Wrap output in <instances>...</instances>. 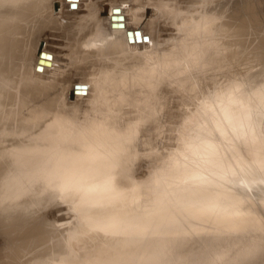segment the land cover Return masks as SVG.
<instances>
[{
  "label": "bare ground",
  "instance_id": "6f19581e",
  "mask_svg": "<svg viewBox=\"0 0 264 264\" xmlns=\"http://www.w3.org/2000/svg\"><path fill=\"white\" fill-rule=\"evenodd\" d=\"M48 1L7 0L0 7V264H11L12 261H15L12 264L21 263V261L16 263L17 259L14 258V255L20 251L23 253L28 251L26 254L31 251L30 259L34 257L31 260L33 264H152V258L155 255L152 238L155 234V218L164 213L170 217L172 213L171 210H159L155 213L153 208L154 185L147 192H140L137 186H132L136 179L132 177L131 170L125 171L139 153L140 145L137 135L142 131V126L146 127L139 121V101L141 99L139 94L141 95V91L150 86V82H154L156 79H166L167 75H174L186 85L187 117H191L188 119L196 124L209 125V129H213L209 131L212 136L216 138L221 133L220 127H230L231 135L235 137L256 131L261 133L264 129L261 126L264 125V116L260 117L263 124H260V119L258 123H253L251 118L256 115L255 109L258 107L264 113V98L259 92L260 87L264 85V66L263 64L262 68H260L261 65L257 66V62L260 60L258 58L259 60L254 62V64L257 63L258 70H256L257 67L253 69L254 71H251V67L250 70H246L248 68L243 66V61L246 62L248 58L243 60L241 55L244 53L241 51L239 55L242 59L239 61L243 60L242 66L244 67L241 72V65H239L241 61L237 62L239 67L233 62L240 53L236 54L238 47L234 48L236 51L234 54H226L227 48H230L227 44L230 42H225L221 38L232 35V38L234 35H239L241 38L242 34L239 32L247 26L241 25L242 30L236 29L229 25L234 24L235 21L232 23L220 22L218 19L221 17L217 19L220 16L218 12L221 11L217 7L222 8L228 4L227 11L222 9L224 17L230 11L229 6L230 8L233 6L231 11L235 7L239 8V11H235L236 9L234 11L242 15L241 13L244 12L241 10L250 12L255 6L258 7L259 4L256 5V3H259L260 0H149V5L153 4L159 7L160 11L157 13L156 19L167 15L181 30V34L173 40L172 45L168 43L170 46H166V40L164 43V39H162L154 52L155 54L150 56L147 55L148 53L142 54L144 58H150V60H140L141 57L134 55L135 53L132 51L129 50L132 54L127 52L130 49L128 47H132L129 46L132 45L130 38L136 37L137 29H140L143 35L149 34L150 42L154 41L153 34L147 32L145 27L139 26L142 19L139 18L138 10H135L134 15L131 14L130 18L126 16L127 11L125 12L123 7L128 9L129 0H121L118 4L115 3L119 0L111 3L110 10L108 5L104 4L108 14L105 16L101 15L96 4H93L96 1L89 0L86 1L90 2L89 5L87 3L89 8L84 9L88 10L87 13L79 11V7L76 9V11L79 9L78 12L84 14H81L84 17L80 13L73 12L77 16L79 14L78 17L81 18H79L80 20L76 16L70 18L72 14H67L69 11L66 10L69 18L65 17L64 20L61 19L62 21L53 18L55 11L53 14L49 13L52 14L51 16L47 14L49 12ZM51 1L50 4H52ZM81 1L65 0L66 4H69V7L66 5L69 9L72 3L78 4ZM217 1H220L219 5ZM137 3L146 4L147 2L136 0L135 4ZM61 5L63 8L64 4ZM50 8L52 9V7ZM114 8H117L119 12L115 14ZM259 9L263 11L262 8ZM260 13L258 11V14ZM112 14L121 16L122 19L115 18L113 20ZM245 14L247 13L245 12ZM250 14L252 13L250 12ZM255 14L251 16L255 17ZM232 15L231 18H233ZM248 15H246L247 18ZM239 18L242 19L241 16L234 13L233 20L237 19L236 23ZM247 18L244 20L249 21L250 17L249 20ZM227 20L230 18L228 17ZM113 21H115L114 25ZM119 21L124 25H120ZM254 21L252 20L251 23ZM259 22L257 25L260 24L259 26L263 27ZM254 24H252L253 27H256ZM238 25L234 24V27ZM48 26L51 30L57 31V33L52 32L51 35H55L52 38H58L61 45L69 49V51H65L67 49L63 51L67 54L69 52L70 55H68L71 59L77 61L76 63L83 60L86 61V65L91 64L90 70L85 68L89 72L91 71V77L88 71L86 75L88 74L87 77L90 78L89 83L94 85L97 90L96 93L91 91L92 94L87 95V100L93 101L103 92L102 104L93 106L89 103L90 108L84 111L85 104L83 103L84 110L80 109L84 111L83 113L78 110L79 105L71 106V108L65 106L66 99L63 100L62 97L66 95L67 87L72 82L68 79L72 76L66 77L68 78L66 82L69 81V85L59 86L60 89L63 87L61 89L63 91L60 93L50 84L58 81L56 77L59 79L58 76L64 75L65 66L68 67V57L65 63L67 65H62L63 57H60L62 60L59 63L60 58L56 57L59 56L58 53H54L56 51L49 46L42 49L44 52L42 56L39 54L41 51L39 49L34 69L30 70L29 66L27 69L25 63L34 52L31 40L40 36ZM248 27L252 26L248 25ZM254 30L249 31L251 33ZM40 32L41 34H39ZM263 33L262 31L261 34ZM42 35L39 37L40 39ZM248 39L250 40V37ZM257 39L260 40V37ZM244 41L246 40L244 39ZM237 43L239 44V42ZM237 43L231 41V44L237 45ZM231 44L229 45L232 46ZM257 44L254 47L255 51L252 50L253 53H256V49L260 48ZM252 45L254 46V44ZM253 46L252 49H254ZM243 47L242 45V49ZM245 47L244 49H247ZM239 49L238 51H240ZM230 51L232 52V49ZM247 51H245L246 55ZM252 59L247 63H253ZM219 60L223 63L222 68L225 71L229 64L231 66V63L232 65L235 63L233 66L235 68L231 69L233 70L231 75L234 78L229 81H232L236 92H243L236 100L229 98L225 104V110L220 113L217 112V104L222 101V98L217 96V93L219 95L226 93L229 85H224L227 81L225 76L224 83H222L221 77H219L220 80L217 79L219 76V74L217 75V62ZM70 61L71 67L72 60ZM80 64L78 65L82 67ZM254 64L250 65L253 67ZM149 65L154 66L156 70L153 71ZM36 67L37 69H35ZM236 67L240 70L239 73H234ZM222 68L219 70L222 71ZM227 68L229 69V67ZM68 69L73 68L68 67L67 71L69 72ZM29 70L32 73H29ZM221 71L218 72L221 73ZM77 72L73 73L77 75ZM223 73H221L222 79L225 75V72ZM161 74H163L162 78L159 77ZM82 76L85 77V75ZM30 79H33L32 83L38 84H31ZM217 82L220 84L218 90ZM48 83L49 86L46 85ZM63 83L62 81V85H64ZM145 94L148 92L145 91ZM128 101H133L137 105L136 115L131 114L132 120L126 119L129 108L126 110L125 107L123 108V105ZM237 106H239L238 109ZM232 110L236 111L229 114L228 112ZM219 114H223L224 122H220ZM146 115L153 118L156 113L149 110ZM261 137L263 147L259 157L264 158V133H261ZM150 142L152 144L154 141ZM149 143L148 145H150ZM153 144L152 146H154ZM226 152L220 149L200 152V156H197L199 158L197 164H205L201 165L205 167L228 161L232 154ZM179 164L182 167L187 166L184 161ZM203 194L198 198L205 197ZM78 195L81 198L79 204L76 200ZM190 201L192 198L185 201L187 208L183 209L191 211V215L195 219H205L210 222L212 227L207 229L209 234L217 232L222 236L228 228H237L233 225L234 218L238 212H247L245 206L248 204L244 201L245 203L238 204V210L223 212L220 209L227 207L224 206L225 203L218 204L219 206L199 208V204L191 205ZM61 202L68 205L72 218H69L70 221L68 219L69 222L66 220L65 224L59 222L61 224H54L50 227L51 211L49 212L47 209L49 206L51 208V205L52 207H54L53 205L59 206ZM231 202L233 205H237V200ZM81 206H87L92 210L87 217L81 214ZM215 210L217 213L211 216V212ZM244 217H249V219L243 218L246 222L242 227H248V222L255 223V216L246 213ZM52 219L54 220L53 216ZM255 229L264 231V224H253L249 228V230ZM184 237L186 238V235ZM203 237L204 235H188L187 241L200 243ZM237 239L232 237L223 240L232 243ZM160 248L172 249L178 254L184 253L189 258L202 255L204 259L215 254L214 247L200 254L192 252L186 244ZM44 249L45 251H43ZM235 251L229 252L237 253ZM21 257L23 258L22 255ZM25 259L28 260L29 257L27 259L24 256L23 260ZM25 261H23L24 264H26ZM28 263L30 262L28 261Z\"/></svg>",
  "mask_w": 264,
  "mask_h": 264
},
{
  "label": "rangeland",
  "instance_id": "374dc122",
  "mask_svg": "<svg viewBox=\"0 0 264 264\" xmlns=\"http://www.w3.org/2000/svg\"><path fill=\"white\" fill-rule=\"evenodd\" d=\"M50 1L51 0L47 2L49 6V10H48L49 12L48 13L46 12V13L53 14V11H55L53 18L55 19L58 18L59 20L61 19L64 20L65 17L66 19H68L69 16L67 14H72L70 15L71 16L70 18L75 17V16L78 19L81 18V17H78L79 14L78 16L75 14L80 13L81 15L84 12L87 13L88 10L85 11L84 9H88L89 7L87 6V3L88 5L90 3V2H86L89 0H82L78 4L72 3V5H70V9L72 7L74 8H72L71 9L72 11H71L68 8L69 4L68 3L66 4L65 0H62L63 3L61 0H52L51 1L52 4L49 3ZM93 1H96V3L94 2L93 4H96L97 10L100 12V14L105 16V15H108L107 9L105 6L108 5V9L110 10L112 6L111 3H115L117 0H114V1L113 0L112 1L111 0L110 1L93 0ZM120 1L121 0L117 1L115 4L120 3ZM145 1L147 2L146 4L137 3L138 4L137 5L135 4L136 0H129L128 9L123 7V9H125V12L127 11L126 16L129 18L132 15H134L135 10H138V13L140 14L139 18L142 19L140 20L139 26L145 27V30H148L147 32L149 33L151 32L154 36V41L150 42V38H149L150 35L149 34L143 35L140 32V29H137L136 37L132 36V38H130V41H132L131 42L132 45H129V46H132V47H128L130 49H128L127 52L129 53L130 51H132L133 53H135L134 55L141 57L139 58L140 60L142 59L150 60V58H144L143 57L144 55L142 54L148 53L147 54L148 56L155 54L154 52L156 48L158 47L159 42L162 39H164V43L166 40V43H165L167 44L166 46H170L168 45V43L172 45L173 40L175 38H178L179 35L181 34V30H179L178 25L174 23V20H172V18L170 20V17H167V15H165V16H161L159 19H156L158 15L157 13L160 11L158 9L159 7L153 4L149 5L150 4L149 0H145ZM61 4H64L63 8L61 7L62 6ZM217 4L219 5L220 1H217ZM66 5H68V7ZM256 5H258V7L255 6L254 8L251 7L253 8L252 10H250L251 8L249 9L252 14H250L249 11L241 10L244 13H241V11L240 13L244 16L239 15L237 12H235V11H239V8L235 7L236 10L234 9L235 10L234 11L232 9L231 11V8L233 6L231 8L229 6L230 11L228 10L229 12L228 14H226V17H224L225 15L222 13L223 12L222 9L224 11L225 10L227 11L228 4L225 6H222V8L217 7L218 9H221V11L219 12L217 10V12L219 13L218 15H220V16L217 15L218 16L217 19L221 17L218 19L220 22L228 21L232 23L235 21L234 24L236 25L239 24L238 26L234 27L233 23H232L233 25L232 24H229V25H231L230 27H233L236 29L240 27L242 28V26L243 27H246V26L248 27V25L252 26L250 28L249 27L242 28L243 30L240 28L243 32L241 31L239 32V34L241 33L242 34L241 38L245 37L244 39L247 42L244 41V39L242 40L239 35L237 36L234 35V38H232L233 35L229 37L227 36L228 38L223 35L224 38L223 37L221 38L225 42L226 41L230 42L229 44H231V41L233 43L239 42V44L237 43V45L231 44L233 47L227 44L230 48L229 49L227 48L226 54H231V53L234 54L236 52L235 51L236 47H238L236 49L237 50L236 54L238 52L240 53H238L237 55L239 58H236L237 57L236 56L235 57L236 60L235 59L233 60V62H235L236 64L233 63L232 65L231 63V66L229 64V66H227L229 67V69L226 67L227 71H225V69L222 68L223 63L220 60L217 62V75L219 74V76H217V79L218 80L221 79L222 83H224V80L227 79L224 85H229V89L226 93L221 94V95L217 93V96H221L222 98V101L217 104V112L219 113L225 110L224 107L226 106L225 104L227 103L229 98H234L236 100L237 98H240L241 94L243 93L242 91L236 92V90H234L232 81H229V79L231 80L234 78V76L231 75L233 74L232 73L233 70L231 69L235 68V67L233 68V66L235 65H237L238 67L239 65L242 66V63L244 62L243 66L248 68V69L246 68L245 69L246 70L252 69L251 71H254L253 69H256L257 66L259 67L261 65L260 68L264 66V57H263L264 56L263 54L264 37H262L264 33L261 34L262 31L264 32V28H263L264 27L263 25L264 24V0H260L259 3H256ZM50 7H52V9ZM78 7L80 9V10L78 9L79 11L81 12L83 11L82 13L78 12V10L76 11ZM223 7L226 9H224ZM255 8L258 10H256ZM259 8H262L263 11H261ZM254 9H255V12L257 11L256 12L257 15L255 14ZM66 10L69 11V13L67 12L66 14ZM109 10H108V13H109ZM119 11H120V8H119ZM119 11L117 10V8H114L113 10L115 14L116 12H119ZM258 11L261 13L258 14ZM73 12L74 13L77 12V13L73 14ZM245 12L247 14H245ZM234 13H236L238 16H241L242 19L243 17H245L244 19H246L247 18L246 15H248L249 13L248 16L250 17V20L248 19L249 17L247 18V20L249 21H246L244 19L242 20L239 18L238 23H236L237 19L233 20ZM52 14H49V15L51 16ZM113 14H112L113 20L115 18L122 19L121 16H117ZM254 14H255V17L251 16ZM231 15L233 18L230 17ZM228 17L230 18L231 21L227 20ZM252 20H255V21L251 23ZM259 21L261 22V25L263 27L259 26L260 24L257 25ZM114 22L115 21H113V25H114ZM249 22L250 24H248ZM242 23H246V24H242ZM252 24H254V26L256 27H253ZM123 25L124 24H122V26ZM230 27H229V31H230ZM48 28L47 29L45 28L42 31L43 35L41 34V32L39 33L42 35L41 39L39 38L41 36L40 35L37 37L34 36L35 38L31 40L32 47L34 46V52L28 58L27 62L25 63L27 64L26 67L27 69L30 68V70L34 69V63L36 62L39 49H41L42 51V49L46 48L47 46H49L51 49L56 51L54 53L56 54L58 53L59 56H56L57 59L60 57L61 58L63 57L62 58L63 60L60 58L58 61L59 63L61 62L60 60L64 61L62 62L63 63L62 65H67L65 63L68 57V61H69L68 67L73 68L71 69L73 71L68 69L71 71V72L70 71L68 72L67 71L68 67L65 66V70L67 71L65 72L67 73V75H65L66 73L64 72V75L62 74L60 76L61 77L63 76L66 78L68 77V75H70L72 77H69V79L68 78L65 79V78H61L60 76L56 74L59 77V79L56 76L55 77L58 80L57 82L60 84H58L57 82H54V83L52 82V85L50 84V86H52V88L55 90L57 89V91L60 93V91H63L61 89H63L65 84H68L69 81L74 82V83L71 82L72 85L71 83H69L70 85L68 84L69 86L67 87L66 95L63 96L65 98L62 97V99L63 100L66 99L67 102L66 101L64 102V103H67L65 105L66 107L70 106L71 108V106L73 107V106L79 105L78 110L83 113L84 111H86V109L90 108L89 100H87L88 99L87 95L92 94L91 91L93 93H96V90H97L96 88H94V85L89 83L90 78L87 77L88 74L90 76L91 71L89 72L90 70L89 67L91 64L86 65L87 64L86 61H83V60L81 62L79 61L78 63H76L77 61H75L74 59H71V57H69L70 55L69 52H68L69 55L65 52V51H69V49L66 48V46L63 47L60 41H58L59 40L58 38L56 37H55L56 39L52 38V36H55L54 34L51 35L52 32L57 33V31H53L50 28L48 30ZM252 28L255 30L251 31L252 33L251 35L249 30H253ZM257 33H259L261 36L259 34L256 35ZM243 35H246V36H243ZM249 37L251 41L248 39ZM257 37L258 38L260 37V40H258ZM47 39L49 42H51L50 45H48L49 42L47 41ZM240 39L242 40L241 42H240ZM261 39L263 40L261 41ZM222 40L220 41L223 42ZM41 42H43L42 46H41ZM250 42L254 44V46L252 44H249ZM246 43L248 44L245 45ZM256 43L259 44V45L257 44V46H259L260 48L256 46V48H259V49L258 50L256 49V53L255 52L253 53L252 50L255 51L254 47ZM242 45L244 47L246 46L245 48H247V46L250 45L248 48H251L253 46L254 49L251 48L249 50L248 48L244 49V47L242 49ZM231 49H232V52L230 51ZM238 49L240 51H238ZM241 51L244 53V55H241L243 60L245 58H248V59H246V62L243 60L242 62L240 60L241 63H239L240 62L239 59H242L241 56L239 55L241 54ZM245 51H247L249 56H247L248 54L247 55L245 54L246 53ZM62 52L63 53L65 52L64 53L65 56L63 55ZM132 52L130 53L132 54ZM42 54H44L43 51H42ZM227 56L229 57V55ZM230 57H233V56H230ZM255 57L257 59H252ZM251 59L253 63H247V61L251 62ZM70 60H72L71 67L69 65V63L71 64ZM255 60L257 61L259 60L258 62L256 61L258 64L257 63L254 64ZM237 62L239 63V65ZM260 62H263V63H260ZM74 63H76L75 64L76 66L81 63L80 65L82 67L78 65L79 67L77 66V68H81L82 70L80 69L77 70V68L74 69L76 67L74 66ZM250 64H254L253 65L254 68ZM149 66L153 69V71L156 70L154 66L152 65H149ZM241 66H240V69H242L241 70L242 72L244 70V67L242 66L243 67L242 68ZM37 67L35 69H37ZM238 67H236L234 73L240 72V70L237 69ZM258 67L256 70H258ZM85 68L87 69L89 68V70ZM220 68L224 70L222 71L225 72V75H223L224 73L221 70H219ZM30 70H29V73L31 72ZM83 70L84 71L86 70V71L84 72ZM218 71H221V73H223L222 74L223 79H222L221 73ZM73 72L74 73L77 72L78 76L82 73V75H85V77L82 75H80L81 77L80 76L78 77L77 75H75L76 73L74 74ZM86 73L88 74L86 75ZM44 74L47 75V73H44ZM29 75H32V74H29ZM74 75H75V78L73 77ZM167 76H166V79L165 78L160 79V80L156 79L154 82H150L151 83L150 86L147 87L145 90L141 91V95L139 94V96L141 97L139 101L140 103L139 115H138L139 121L142 125L146 127L142 126V131H140L137 135L138 143L140 145L139 153L135 156L134 162L130 164L125 170V171L131 170L132 177L133 178L135 177L136 179L134 181V179L132 178V180L134 181V184H133V181H131L133 184L132 186H137V189L140 192H143V193L147 192L149 188L154 185L155 189L153 190V202H154L153 208L155 210V213H157L159 210H171V213H172L170 217L167 216L168 214L164 213L162 216H157L155 218V234L152 236L154 240L155 255L152 258L153 260L152 264H264V231L257 230V229L249 230V228H251L253 224H260V225L264 224V158L259 157V153L262 151V147H263V140L261 137V133H264V129L261 133L259 131H256L255 133L243 134V135L235 137L231 135L230 127H227V128L220 127L221 133L215 138L209 133V131L213 130L212 128L209 129L210 127L209 125L196 124L192 122V120L188 119L191 117H187L188 108H187L186 100H187L188 94L186 91V85L183 84L181 80L175 78L174 75L168 76V77ZM224 76L226 79L224 78ZM159 77L162 78L163 74H161ZM219 77L221 78L219 79ZM67 79L69 80L68 82H66ZM30 80H31L30 81L31 84H34V85L38 84V83H35L34 81H33L34 83H32L33 79H30ZM59 80H62L64 82L63 83L64 85H62V81L59 82ZM55 84H58V85H55ZM46 85L49 86V83ZM59 86H63V87H61L60 89ZM219 87H220V84L217 82V90L219 89ZM145 91H147L148 94H145ZM83 103L85 104V108H84L85 110L83 109L84 107ZM87 105L88 107H86ZM124 107H125V110L129 108L127 109L129 111L126 113V119L132 120L131 114L133 116L136 115L137 105L134 104L133 101H128L127 103H125V105H123V108ZM238 108L239 106H237V109ZM149 110H152L154 113H156V116H153V118L147 116L146 113ZM235 111L232 110V111H229V112L227 111V112L229 114H233ZM255 113L256 115L253 116L251 120L253 123H258V120L260 119V117L264 116V113L260 110L259 107L255 109ZM218 117L220 119V122H224L223 114H219ZM259 122L260 124H263V121L261 119L259 120ZM261 126L264 127V125H261ZM148 133H151L152 136L151 134L149 135ZM149 141H154L155 143L152 142V144L154 143L153 144L154 146H152L151 142L149 143ZM148 143L150 145H148ZM189 144H191V147L187 150L186 145H189ZM214 149H217V150L220 149V150L227 151L226 153L227 154L231 153L232 157L228 161L216 163L215 165H206L205 167H203L201 165H205V164H197V159H199L197 156H200V154L204 151H210ZM181 161H184L187 164V166L186 167L180 166L179 163ZM206 168H211V169H206ZM137 177H139V179H137ZM218 188L224 189V191L227 192L228 195L223 198H208V197L198 198V196H201V194L218 189ZM191 198H192V201H190L189 203L191 205L199 204V208L219 206L218 204L225 203L224 206H227V207L220 209L223 212H229V211L236 210V209L238 210L237 206L239 203L247 202L248 204L245 206L247 212L237 213L236 218H234V222L232 221L233 225L237 226V228H228V230H226L225 233L223 234L224 236L217 234V232H214L213 234H209L207 232L208 231L207 229L212 227V224H210V222H208L205 219H195L194 217H192L191 211L188 212L187 211L188 209L187 210L183 209L184 207L187 208L186 206L187 203H185V201ZM232 200L234 201L237 200V205H233L231 202ZM53 206L54 207H52L51 205L52 210L50 206L48 207V209L50 210L47 209V211L49 212L51 211L49 220L50 221L52 220L51 223H53L55 219L56 218L57 219L53 224H51L50 221L48 220L50 223L49 224L50 227L54 224L55 225L61 224L59 222H62V224L63 223L65 224L66 220H67L66 222H69L71 220L69 218L70 217L72 218V215H71L72 213H71V210L68 209L67 207L68 205L66 203L61 202L59 206L57 205H53ZM56 213H58L59 215H57ZM216 213H217V210L212 211L211 216H213ZM246 213H248V215L250 216L256 217L255 223L250 224L248 222V227H242V225L246 222L243 218L249 219V217H244L246 216ZM52 216L54 220L52 219ZM17 231L19 232V230ZM16 233L17 232H15V235H17ZM202 234L204 235V237L200 243L187 241L188 235L203 236ZM185 235H186V238L184 237ZM232 237L233 239H237V238L238 239L232 243H228L227 241L223 240L224 238L229 239ZM181 244H186L189 247V249H191L192 252H196L198 254L202 253L205 250H210L214 247L213 250H215V254L209 258H204V259L202 258V255H195L189 258L188 256H185L184 253L178 254L176 251L172 249L160 248V247H163V248L177 247ZM231 250H236L235 252L237 253H230L229 251ZM43 251H45V249ZM43 251L41 250V252ZM20 252L16 253V254L19 253L20 255H16V254L14 255L15 256L14 258H16L17 260L16 259H13V260H16L17 261L16 263H19V261H21V263L19 264H22V263L24 264L23 261H25L26 259L25 260L23 259L25 256V258L27 259L29 257V259L25 261L26 264L28 263V261L30 262L28 264H33V262L31 263V260L34 257H31L30 259L31 251H29L30 252L29 254H26L28 251H26V253L25 252L23 253L22 251ZM32 253L34 252L32 251ZM21 255L23 256V258L21 257ZM17 257L21 258L23 261L21 259L18 260ZM13 262L15 261H12V263Z\"/></svg>",
  "mask_w": 264,
  "mask_h": 264
},
{
  "label": "clouds",
  "instance_id": "9594fccd",
  "mask_svg": "<svg viewBox=\"0 0 264 264\" xmlns=\"http://www.w3.org/2000/svg\"><path fill=\"white\" fill-rule=\"evenodd\" d=\"M7 0H0V7L3 6L4 3H6ZM243 87V85H242ZM259 92H260V95L262 97H264V85H262L259 89ZM91 105L93 106H96V105H99V104H102L103 103V92H101V95L99 97H97L95 100L93 101H90L89 102ZM191 147V144L189 145H186V149L188 150L189 148ZM205 197H208V198H223L225 196L228 195L227 192L224 191V189L222 188H218V189H215V190H212V191H209V192H206L203 194ZM76 200H77V203H81V198L80 196L78 195L76 197ZM81 214L84 216V217H87L90 213H91V209L88 208L87 206H81Z\"/></svg>",
  "mask_w": 264,
  "mask_h": 264
},
{
  "label": "water",
  "instance_id": "95a60500",
  "mask_svg": "<svg viewBox=\"0 0 264 264\" xmlns=\"http://www.w3.org/2000/svg\"><path fill=\"white\" fill-rule=\"evenodd\" d=\"M120 25H122V24H120ZM43 45V42H41V46ZM40 55H42V51H40V53H39Z\"/></svg>",
  "mask_w": 264,
  "mask_h": 264
}]
</instances>
